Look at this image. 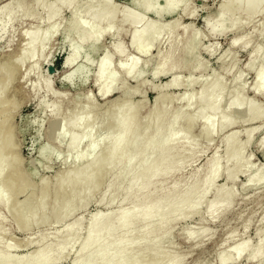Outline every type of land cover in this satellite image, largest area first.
<instances>
[{"label":"rangeland","instance_id":"rangeland-1","mask_svg":"<svg viewBox=\"0 0 264 264\" xmlns=\"http://www.w3.org/2000/svg\"><path fill=\"white\" fill-rule=\"evenodd\" d=\"M7 1L9 0H0V6ZM33 1L24 0L25 9L33 10L35 16L39 13L38 15L42 17L43 8H35ZM96 1L76 0L75 5L81 8L79 16L82 19H95V13L89 10L88 6L91 4L96 6ZM149 1L152 4H149ZM52 2L53 0H47L45 2L48 4L46 7L50 8ZM244 2L246 0H241V6ZM221 4L222 0H134L133 2L130 0H111L107 9H117L119 18L107 22V27L110 29H106V34L99 39L98 47L93 55L85 60L88 53V47L85 46L78 60L65 69H63V60L69 53L70 47L62 31L70 18V12L63 11L61 13L58 21H56L57 32L54 34L55 36L51 37L47 48L41 50L39 56L37 53L35 54L31 72L22 78L21 73L27 66L24 65L21 71L17 70L5 95L11 100L10 108H13L14 111L12 139L22 161L21 168L31 174H29L31 186L25 193L26 195L24 194L21 199L18 198L17 202L20 204L16 202L11 212H5L4 216L7 219L4 220L0 216L2 220L1 238L4 237V240L0 241V252L10 255L12 259H31L32 262H35L43 256V247L54 243V239L61 236L72 225L73 229L77 226L80 227L78 242L76 241L71 245L73 253L77 250L79 242L87 235L89 221H95L101 214L113 215L119 206L118 200L108 201L101 195L104 186L111 181L109 172L113 164H109L106 177L96 178L92 182V186L102 187L101 190L87 200L79 201L76 207L77 211L72 216H66L60 223H56L53 218L44 220V217H48L51 211V202L42 205L37 213L30 212V206L35 203L37 198L33 194H36L40 184L43 183L48 185L50 189H54L60 174L83 163V157L86 156L94 142L103 139L108 131L109 123L106 122L103 132L94 134L86 142L79 144L75 149V159L66 160L70 136V123L68 121L72 122L70 111L73 104H84L88 100L101 106L117 98L120 95L122 85H126L129 89L138 87L139 92L144 93L145 97V103H143L140 114L147 117L150 104L156 96L155 88L160 87L170 78H175V81L183 83V86L187 85V81L197 80L190 88L182 87L179 89L174 85L163 87L162 92L176 97L183 96L193 90L196 91L202 83L217 78L221 82L223 81L222 83L226 84V87L222 90L220 101L216 107L212 110L203 111L194 117L195 125L190 137L196 138L198 142L191 151L193 158L184 161L176 170L172 171L169 179H167L168 182L164 183L163 191H167L174 182L183 178H189L194 174L197 176L204 175L208 170V167L204 166L205 161H210L216 154L220 159L221 170H225L228 168L226 158L230 150L225 149L223 139L229 136L230 142L240 141L244 143L246 140L245 131L249 127L258 129L253 133L249 143L244 145L239 155L244 168L233 183L234 186L226 183L223 175L217 176L211 189L198 202H192L194 212L186 219L178 221V217L172 223L170 235L168 234L164 238L162 244L160 243L162 246L159 244V248L162 251L171 250L183 258L180 264H261L260 261L250 262L247 259V253L236 260L228 252V248L237 242L255 246L257 231L261 230V233H264V220L261 217L264 214V181L257 184H249L248 182L249 178L264 167L262 150H258L256 146V142L264 132V86L256 89L257 73L261 71L264 74V8L257 10L252 7L251 12L253 13L249 15L242 14L240 12L242 8H240L237 14L232 15L235 27L231 30H222L214 18L216 10ZM115 6L119 8H115ZM129 9L134 11L135 16L142 17V23L134 22L129 27L124 23L122 18ZM13 10L14 7H9L6 12H13ZM227 10L232 11L228 8ZM257 11L260 12L254 13ZM4 13V11L0 13V65L1 63L9 65L18 53L22 40L27 36L28 31L35 27H39V31L43 30L46 24L43 20L38 21L35 18L21 20L19 13L6 21ZM172 18H179L180 25L185 26L184 32H176L172 39L174 42L182 39L181 43H183L196 33L194 52L192 55L185 51L177 52L175 58L179 67L167 73L168 67L166 66L160 71L163 74H159V71H154L158 60L157 52L167 53L171 43L167 42L166 39L164 40V34H161L151 42L148 51L140 53L132 44V33L140 31L148 25L164 26ZM246 41L249 44H245ZM172 44L174 43L172 42ZM118 46L123 50L121 55L114 53ZM256 47L261 49L257 58L254 57L253 53ZM105 52L111 57L109 64L115 73L116 80L115 89L111 93L101 96L94 86V79L98 74V63ZM42 57L44 58L42 59ZM39 59H42L41 63H39ZM128 59L137 62L130 75L125 74V70L129 67ZM76 64L84 65V69L75 75H71ZM51 66L55 69L54 74L48 72V68ZM224 69H230V72ZM63 73L65 79L61 80L60 77ZM234 78L238 79L234 80ZM47 82H50L48 93L42 89ZM36 85L37 87H35ZM239 87L243 89L239 90ZM233 93L238 94V101L228 110L226 100ZM214 96V91L206 93L201 99V103L208 104L214 99ZM139 100L140 94L132 95L131 103ZM181 104L174 102L171 109L180 110ZM194 106L193 102L181 112L186 113L188 110H192ZM57 111L61 115L65 114L68 121L58 122L55 119ZM226 112L228 113V122L225 123V126H219L217 129L221 115L226 114ZM127 113L128 110L123 109L119 116L123 117ZM254 114L261 116L252 121L251 116ZM207 123L214 125L213 128L218 131L207 139L198 138L201 127ZM84 127V120H82V123L76 127L73 136L77 141H80ZM162 130L158 126L151 128L150 155L158 149L159 144L155 139L162 133ZM119 131L116 130L114 135H117ZM108 152L109 147L105 143L94 155L93 163ZM94 166L88 168L86 173H92ZM9 169L10 164L6 168L0 169V182L7 175ZM248 184L250 187H247ZM219 187L230 190L234 194V199L231 207L225 213L211 220L208 219L207 213L210 209H208L207 204L213 200L214 193ZM137 188L138 185L133 187L130 193L134 195ZM88 192L89 190L85 193ZM180 200L179 196H174L171 201L177 203ZM135 206L136 203H133L126 206L125 209L130 211ZM165 217V213L160 216L161 219ZM25 220H31L26 228L23 225ZM202 229L204 230L200 231ZM151 230H153L152 228L150 232H153ZM192 232H199L198 236L195 239H187V236ZM230 233L235 235L228 241L226 236ZM131 237L129 234V241L132 240ZM6 241L8 245H5ZM144 245L142 244V246ZM65 253L67 254L66 251H63V254ZM66 254L55 264H70L71 254Z\"/></svg>","mask_w":264,"mask_h":264},{"label":"bare ground","instance_id":"bare-ground-1","mask_svg":"<svg viewBox=\"0 0 264 264\" xmlns=\"http://www.w3.org/2000/svg\"><path fill=\"white\" fill-rule=\"evenodd\" d=\"M130 1L133 2L134 0ZM45 2L47 0L33 1L35 8H43L42 17L38 15L39 13L35 16L33 10L25 9L24 0H9L0 6V13L5 12L3 15L6 21L19 13L21 20L35 18L38 21L43 20L46 24L43 30L39 31V27H35L28 31L27 36L22 40L18 53L10 64L1 63L0 65V169L6 168L10 164L7 175L0 182V212L2 213H0V216L4 220L7 219L4 216L5 212H11L18 198L21 199L31 186L30 173L21 168L22 161L12 139L14 119L13 108H10L12 102L5 97L16 71H21L22 67L26 65L27 67L21 73V77L24 78L31 72L32 60L35 54L37 53L39 56V52L45 50L48 42L52 39L51 37L57 32L56 21H58L63 11L70 12V18L62 31L70 47L69 53L63 60V69L78 60L85 46L88 47L85 60L93 55L98 47L99 39L106 34V29H110V27H107V22L119 18L117 9H107L111 0H97L96 6L92 4L88 6V9L95 13L94 20L82 19L79 16L81 8L75 5L76 0H53L52 5L49 4L52 6H49L50 8L46 7L48 4H45ZM149 4H152V2ZM9 7H14L13 12H6ZM252 7L262 10L264 0H246L242 6L241 0H222V4L216 10L214 18L222 30H231L235 27L232 15L237 14L240 8H242L240 10L242 14L249 15L253 13L251 12ZM115 8L119 7L115 6ZM227 8L232 11H228ZM127 11L122 19L128 27L134 22L142 23V17L135 16L132 9ZM179 20V18H172L164 26L154 27L148 25L140 31L132 33V44L140 53L148 51L151 42L161 34H164V40L166 39L167 42L171 43L167 53L157 52V66L154 69L156 72L162 71L166 66L168 67L167 73L179 67V63L175 58L177 52L185 51L190 55L194 52L196 33L183 43H181L182 39L176 42L172 40L177 31L184 32L185 30V26L180 25ZM245 44H249L248 41ZM260 50L258 47L253 50L255 58H257ZM122 52L120 46L114 50L116 55H121ZM110 58L109 54L103 53L98 63V74L94 79V86L101 96H105L115 89L116 78L109 64ZM42 59H39V63L42 62ZM127 63L129 67L125 70V74L130 75L137 62L128 59ZM83 69L84 65L76 64L71 71V75H75ZM224 70L230 72V69ZM159 74L163 73L160 72ZM218 78L220 77L218 76ZM60 79H65L64 73ZM237 79L234 78V80ZM196 81H187V85L183 86V83L176 82L175 78L172 77L160 87L155 88L156 96L150 104L147 117L140 114L143 103H145L144 93H140L138 87L129 89L126 85L120 87V95L117 98L101 106L88 100L84 104H73L70 111L72 122L68 121L65 114L61 115L57 111L55 119L58 122L68 121L70 123L69 149L66 151V160L75 159V149L79 144L86 142L92 135L103 132L106 122L109 123L108 131L103 139L94 142L86 156L83 157V163L60 174L54 189H50L48 185L43 183L40 184L36 194H33L37 198L35 203L30 206V212L37 213L42 205L51 202V211L48 217H44V220L53 218L56 223H60L66 216H72L77 211L76 207L79 201L87 200L101 190L102 187L92 186V182L96 178L106 177L109 164H113L109 172L111 181L104 186L101 195L102 198L108 201L118 200L119 206L113 215L101 214L95 221H89L88 233L79 244L77 243L78 248L73 253L71 245L76 241L78 242L80 227L77 226L73 229V226L70 225L61 236L54 239V243L52 242L51 245L43 247V256L35 262H32L31 259H12L10 255L0 252V264H55L56 261L65 256L66 253L63 254V251L71 254L70 264H180L183 258L171 250L162 251L159 244L168 236L172 223L178 217V221H180L194 212L192 202H198L211 189L217 176L223 175L226 183L234 186L233 183L244 168L239 155L244 145L249 143L253 133L258 129L249 127L245 131L246 140L244 143L240 141L230 142L229 136L223 139L225 149L230 150L226 158L228 168L225 170H221L220 159L216 154L210 161H205L204 166L208 167V170L204 175L197 176L194 174L189 178H183L174 182L172 186L169 185L167 191H163L164 183L169 179L172 171L176 170L184 161L193 158L191 151L198 142L196 138L190 137L195 125L194 117L203 111L212 110L216 107L220 101L222 90L226 87V84L222 83L223 81L221 82L215 78L207 83H202L200 86L198 84L199 88L196 91H190L180 97L162 92L163 87L171 85L179 89L182 87L190 88ZM262 86H264V74L259 71L256 76V89ZM49 88L50 82H47L42 89L48 93ZM242 89V87H239V90ZM211 91L215 92L214 99L208 104H202L201 99ZM135 94H140V100L131 103V97ZM237 101L238 94H231L226 100L227 109L230 110ZM174 102L182 103V108L172 110L171 105ZM193 102L195 106L192 110H188L186 113L181 112L182 109H187ZM123 109H127L128 113L121 117L119 113ZM260 116L254 114L251 116V120L254 121ZM82 120H84L85 127L80 141H77L73 136L76 127L82 123ZM228 120L227 112L221 115L217 129L219 126H225ZM154 126H158L163 130L155 139L159 144L158 149L150 155L151 128ZM213 127L212 124H204L197 137L203 139L211 137L218 131ZM116 130L120 131L117 135H114ZM105 143L109 147V152L105 156L97 158L96 162L93 163L94 155ZM256 146L258 150H262L264 156V132L256 142ZM93 165H95L93 172L86 173L87 169ZM261 181H264V167L248 179L249 184H257ZM249 184L247 187H250ZM136 185H138V188L133 195L130 192ZM189 186L190 188H188ZM87 190L89 192L85 193ZM174 196H179L181 200L172 203L171 200ZM233 199L234 194L230 190L219 187L214 193L213 200L207 204L208 209H210L207 213L208 219L214 220L225 213L231 207ZM133 203H136V206L132 210L126 211L125 207ZM162 213L166 214L164 219L160 218ZM261 217L264 220V214ZM30 222L31 220H25L23 222L24 228ZM1 225L2 220L0 219V241L4 240V237L1 238ZM151 228L153 232H150ZM199 232H192L187 236V239H195ZM261 232L260 230L256 233L255 246H251L249 243L237 242L228 248V252L236 260L247 253V259L250 262L260 261L261 264H264V233ZM129 234L132 236L131 241L128 240ZM234 235V233L228 234L226 236L228 241ZM142 244L145 245L142 246ZM161 244L160 246H162ZM5 245H8V242Z\"/></svg>","mask_w":264,"mask_h":264},{"label":"water","instance_id":"water-1","mask_svg":"<svg viewBox=\"0 0 264 264\" xmlns=\"http://www.w3.org/2000/svg\"><path fill=\"white\" fill-rule=\"evenodd\" d=\"M48 72L50 74H54L55 73V69L51 66V67L48 68Z\"/></svg>","mask_w":264,"mask_h":264},{"label":"trees","instance_id":"trees-1","mask_svg":"<svg viewBox=\"0 0 264 264\" xmlns=\"http://www.w3.org/2000/svg\"><path fill=\"white\" fill-rule=\"evenodd\" d=\"M57 65H59V63H57Z\"/></svg>","mask_w":264,"mask_h":264}]
</instances>
